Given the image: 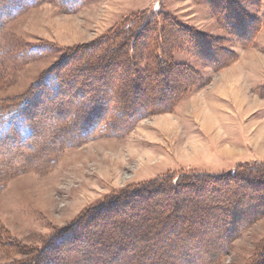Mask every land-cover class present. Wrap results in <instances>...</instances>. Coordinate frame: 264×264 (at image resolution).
Listing matches in <instances>:
<instances>
[{
    "label": "rangeland",
    "instance_id": "rangeland-1",
    "mask_svg": "<svg viewBox=\"0 0 264 264\" xmlns=\"http://www.w3.org/2000/svg\"><path fill=\"white\" fill-rule=\"evenodd\" d=\"M197 1L163 6L223 47L194 40L174 56L194 73L157 77L143 50L125 65L101 42L154 0H0V110L25 104L33 125L0 144V264H260L264 213L188 220L189 197L227 192L161 189L264 160V24L250 34L219 1ZM242 1L256 27L264 0Z\"/></svg>",
    "mask_w": 264,
    "mask_h": 264
},
{
    "label": "trees",
    "instance_id": "trees-1",
    "mask_svg": "<svg viewBox=\"0 0 264 264\" xmlns=\"http://www.w3.org/2000/svg\"><path fill=\"white\" fill-rule=\"evenodd\" d=\"M10 1L11 4L16 3L18 5L19 3V0ZM165 1L167 0H154L151 8H148L142 13L133 15L132 17H127L120 25L105 34V36L101 38V42L104 41L107 43L105 52L108 54L111 52L114 53V55L120 53H122V55L124 54L123 57H121V64H125V62L128 64L131 62L133 63L135 61L134 58L138 54H141L143 50L144 53H146L147 60L150 59V57H154L157 66L159 65L162 67L154 70V76L157 77H161V75L168 76L174 69V64L179 65V70H183L181 72H183L184 75H189V73L191 75V72L194 73L192 68L187 65H181L175 60L174 56L177 49H184V46L190 48V45H193L194 40L197 39L201 41L209 39L212 43L220 45V39L200 32L195 26L185 24L171 11L165 10L163 6V2ZM194 1L198 4L200 3L197 0ZM217 1H219L218 4L224 16L228 19L234 18L235 16L236 20H239L241 29L245 26L246 19L248 23L251 22L250 34H252L254 29L255 32H257L262 23L264 24V14L260 19L257 17L256 27L253 24V17L250 18L247 14L245 17L241 14L235 3L240 5L243 2L242 0ZM241 6L243 7L244 4ZM8 8L11 9V7ZM177 33L185 37L184 41L174 42L173 37ZM136 42L149 45H147L146 48H140L137 53L133 50L130 54L129 49L127 50L126 47L130 44H132L133 47V44ZM203 44L206 45V42ZM209 50L212 54L214 53L212 48ZM108 57H111V55ZM139 60L141 61V58ZM167 65H169L168 68H166ZM26 106L24 104L21 110L19 109L15 112H3V110H0V144H2L1 141L3 139L8 138V136L13 135L14 132L17 131L18 133L20 132V135L24 134V137L30 135V130L33 125L31 124V118L24 113ZM160 183L163 185L161 189H163L167 195L171 193L176 198H178V195L181 191H184V189L187 191L192 189L203 192V196H205L204 192L208 193L205 198L209 197L211 192L223 190L227 192L224 195V201L222 200L221 202H214L215 198H212V203L205 202V204H201V198L196 199L189 197L188 199H190V201L192 200L190 204L195 203V205L191 209V215L187 217L188 220H190V217H194V219H206L204 212L209 209L225 224L232 223L233 218L236 217L238 223L247 226L252 220L264 213V160L261 162L254 161L245 163L223 174L204 173L201 171L181 172L176 176H172L170 179L160 180ZM164 183H167L166 186H168L169 189L167 187H165L167 190L164 188ZM157 187L160 189L161 186L158 185ZM235 192L240 194V198L236 197ZM253 197L256 199V202L253 201ZM247 211H249V213H247ZM233 233L234 232H231V234ZM260 254H264V248L261 250ZM258 261L260 264H264V257Z\"/></svg>",
    "mask_w": 264,
    "mask_h": 264
},
{
    "label": "crops",
    "instance_id": "crops-1",
    "mask_svg": "<svg viewBox=\"0 0 264 264\" xmlns=\"http://www.w3.org/2000/svg\"><path fill=\"white\" fill-rule=\"evenodd\" d=\"M225 94H228V92L225 91V89H223V90L219 91V93H213L212 95H213V97L218 98L220 95H225Z\"/></svg>",
    "mask_w": 264,
    "mask_h": 264
}]
</instances>
